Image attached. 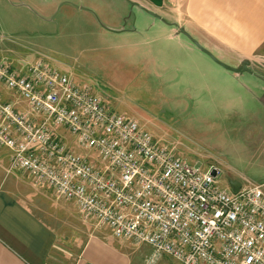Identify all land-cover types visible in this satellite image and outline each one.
Instances as JSON below:
<instances>
[{
	"label": "built area",
	"instance_id": "1",
	"mask_svg": "<svg viewBox=\"0 0 264 264\" xmlns=\"http://www.w3.org/2000/svg\"><path fill=\"white\" fill-rule=\"evenodd\" d=\"M184 1V0H179ZM0 150L81 218L151 248L148 264H264V186L231 192L160 147L139 123L45 63L21 74L0 56ZM62 131V132H60Z\"/></svg>",
	"mask_w": 264,
	"mask_h": 264
},
{
	"label": "rangeland",
	"instance_id": "2",
	"mask_svg": "<svg viewBox=\"0 0 264 264\" xmlns=\"http://www.w3.org/2000/svg\"><path fill=\"white\" fill-rule=\"evenodd\" d=\"M67 2L91 11L97 21L95 26L88 22L84 12H80L83 15L63 8L69 6ZM97 2L102 10L90 7V0H0V39L3 35L16 46L24 45L39 53L37 56L72 67L119 113L136 116L160 147H168L173 155L203 172L210 171V166L217 169L221 188L229 186L228 179L243 184L248 180L259 182L257 175H264V163L256 164L252 153L255 141L246 135L251 127L244 113L249 112L243 111L254 109V104L244 101L242 105L237 99H246L248 88L264 87V51L239 53L231 44L208 36L206 45L221 55L222 59H218L213 54L218 60L235 68L249 63L250 71L237 74L218 65L189 37L181 35L183 41L196 47L197 54L203 55V60L198 57L188 60L175 42L163 38L172 27L154 17L151 21L143 20L148 12L132 7L125 0ZM183 2L169 0L159 11L166 16L167 23L177 24V31L186 27L193 31L190 21L183 16L174 19L179 17L176 11L183 12ZM38 6H44L45 12ZM107 20L131 29L155 22L157 27L148 38L156 42L136 50L119 46L122 42L112 40L110 33L96 28L100 26L107 31ZM204 61H208L210 68ZM256 166H262L258 172ZM8 171L12 173L9 167ZM95 226L97 232L111 234L105 227L97 223ZM129 245L148 264L152 250ZM172 262L164 258L160 264Z\"/></svg>",
	"mask_w": 264,
	"mask_h": 264
},
{
	"label": "crops",
	"instance_id": "3",
	"mask_svg": "<svg viewBox=\"0 0 264 264\" xmlns=\"http://www.w3.org/2000/svg\"><path fill=\"white\" fill-rule=\"evenodd\" d=\"M97 1L90 0V7L96 11L102 10ZM168 1L125 0L132 7H138L143 11L146 9L149 12L144 15L143 20L147 21L149 18L151 21L154 17L164 22L166 26L172 27V31L165 32L163 38L168 42H175L188 60L197 57L203 60V55L196 53L197 49L194 45L181 39L182 28L177 31V24L167 23L166 16L159 11ZM67 4L69 6L65 5L63 8L68 11L77 10L78 13L84 12L88 16V22L95 26L97 21L91 15V11L80 5L76 7L70 2ZM183 5V12L176 11L179 17L174 19L180 20L183 16L184 19L189 20L193 31L187 27L184 31L212 54H217L218 59H222L221 55L206 45L208 36L215 37L222 43L231 44L234 51L239 53L257 54L264 51V0H184ZM38 7L44 11V6ZM107 21V31L100 26L96 28L104 34L110 33L112 40L122 42L118 44L119 46L136 50L156 42L155 39L151 42L148 38L150 32L157 27L155 22H148L141 29H131L122 24H114L111 20ZM4 42L9 43L5 45ZM38 54L27 46H16L11 39L1 36L0 56L8 59L21 74L26 73L30 66L45 63L50 68L67 75L80 88L89 89L95 96L103 99L110 108L118 111L97 88L80 78L72 67L61 65L44 56H37ZM204 62L205 66L210 68L208 61ZM230 66L232 67V64ZM248 90L246 99L238 97L237 100L242 105L244 101H251L254 104V109L243 110L249 112L244 114L248 115L251 127L246 131V135H250L255 141L252 153L256 164L264 163V87L256 86L254 90L251 88ZM0 96L5 103L16 105L19 112L29 110L17 93L9 92L2 84H0ZM129 118L137 121L145 131V126L140 124L136 116ZM161 147L168 149L162 145ZM168 150L172 153V150ZM10 163V152L7 149L0 150V264H146L136 252L132 251L130 242L117 241L112 234L108 235L104 231L97 232L95 223L84 221L74 203L57 200L46 186L35 187L32 176L27 173L19 171L10 173L8 171ZM260 167L262 166H256L257 172ZM210 168L217 170L212 166ZM257 176L260 181L256 183L248 180V183L243 184L240 180L228 179L229 186L225 189L234 192V187L230 184L235 183L238 184V191L251 185L264 186V175ZM105 228L111 233L109 228ZM164 258L174 261L170 264H179L169 257H162L157 264L162 263Z\"/></svg>",
	"mask_w": 264,
	"mask_h": 264
},
{
	"label": "water",
	"instance_id": "4",
	"mask_svg": "<svg viewBox=\"0 0 264 264\" xmlns=\"http://www.w3.org/2000/svg\"><path fill=\"white\" fill-rule=\"evenodd\" d=\"M146 12H148L146 9H144ZM149 13V12H148ZM152 14V13H151ZM153 15V14H152ZM157 18H160V17H158L157 16ZM182 35H185V36H187V37H189V39L192 41V43L195 45V46H197L203 53H205L206 55H208L210 58H212L218 65H220L221 67H223V68H225V69H227L228 71H230V72H233V73H242L243 72V70H244V72L245 71H250L249 69H248V66H249V63L248 62H243L242 63V65L240 66V67H237V68H235V67H231V66H229V65H227V64H225V63H223L221 60H218L216 57H214V55L210 52V51H208L207 49H205L202 45H200L199 43H198V41H196L194 38H192L186 31H184V29H182L181 30V32H180ZM243 72V73H244ZM216 174H217V172L216 171H214L213 172V175L214 176H216ZM232 187H234V192H238V189H239V187H238V184H230ZM236 187H238V188H236Z\"/></svg>",
	"mask_w": 264,
	"mask_h": 264
}]
</instances>
